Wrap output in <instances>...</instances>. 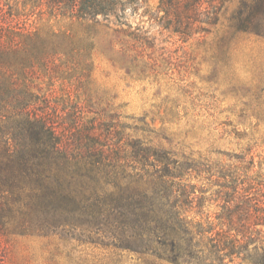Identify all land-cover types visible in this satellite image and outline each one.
Returning a JSON list of instances; mask_svg holds the SVG:
<instances>
[{"label": "rangeland", "instance_id": "rangeland-1", "mask_svg": "<svg viewBox=\"0 0 264 264\" xmlns=\"http://www.w3.org/2000/svg\"><path fill=\"white\" fill-rule=\"evenodd\" d=\"M240 1H218L216 26L188 40L162 26L159 0L123 26L12 2L0 21V162L25 119L40 118L72 151L140 140L190 167L184 179L203 191L190 219L221 211L225 182L264 201V39L236 32ZM0 202L16 211L11 232L25 201ZM120 236L102 225L0 234V264H175Z\"/></svg>", "mask_w": 264, "mask_h": 264}, {"label": "trees", "instance_id": "trees-1", "mask_svg": "<svg viewBox=\"0 0 264 264\" xmlns=\"http://www.w3.org/2000/svg\"><path fill=\"white\" fill-rule=\"evenodd\" d=\"M14 1L19 0H0V21ZM218 1L159 0L162 26L185 40L207 34L218 22ZM22 3L57 17L118 26L149 6V0ZM232 22L236 32L264 39V0H241ZM14 140L18 147H7L0 162V199L25 205L17 229L10 232L16 211L0 202L2 235H49L102 225L139 252L175 264H264V201L238 185H221L215 200L219 213L190 219L188 214L203 206L198 194L203 191L184 179L190 167L171 163L169 154L140 140L115 150L72 151L55 126L40 118H26ZM192 169L203 171L197 165Z\"/></svg>", "mask_w": 264, "mask_h": 264}]
</instances>
